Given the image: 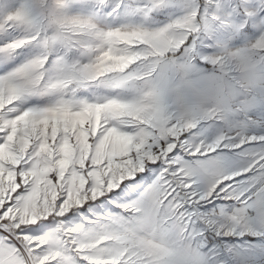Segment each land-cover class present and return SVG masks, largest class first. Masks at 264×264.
I'll list each match as a JSON object with an SVG mask.
<instances>
[{"label":"snow or ice","instance_id":"6c2138e0","mask_svg":"<svg viewBox=\"0 0 264 264\" xmlns=\"http://www.w3.org/2000/svg\"><path fill=\"white\" fill-rule=\"evenodd\" d=\"M0 264H264V0H0Z\"/></svg>","mask_w":264,"mask_h":264}]
</instances>
